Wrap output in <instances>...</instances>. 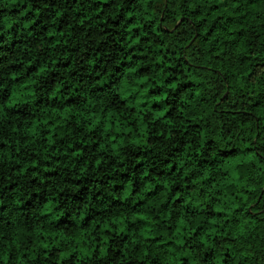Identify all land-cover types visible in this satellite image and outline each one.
<instances>
[{
    "label": "trees",
    "instance_id": "1",
    "mask_svg": "<svg viewBox=\"0 0 264 264\" xmlns=\"http://www.w3.org/2000/svg\"><path fill=\"white\" fill-rule=\"evenodd\" d=\"M0 264H264V0H0Z\"/></svg>",
    "mask_w": 264,
    "mask_h": 264
}]
</instances>
